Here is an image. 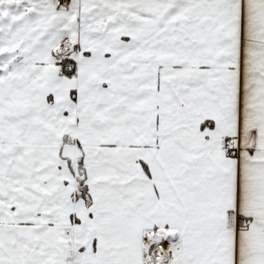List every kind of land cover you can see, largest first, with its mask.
Masks as SVG:
<instances>
[{"label": "snow or ice", "instance_id": "snow-or-ice-1", "mask_svg": "<svg viewBox=\"0 0 264 264\" xmlns=\"http://www.w3.org/2000/svg\"><path fill=\"white\" fill-rule=\"evenodd\" d=\"M0 264H264V0H0Z\"/></svg>", "mask_w": 264, "mask_h": 264}]
</instances>
